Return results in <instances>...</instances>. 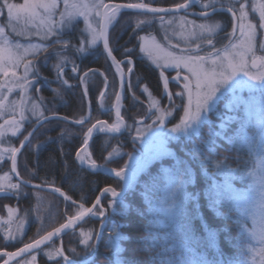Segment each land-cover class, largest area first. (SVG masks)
I'll return each instance as SVG.
<instances>
[{
  "label": "snow or ice",
  "instance_id": "1",
  "mask_svg": "<svg viewBox=\"0 0 264 264\" xmlns=\"http://www.w3.org/2000/svg\"><path fill=\"white\" fill-rule=\"evenodd\" d=\"M64 11L59 13V20H55L57 9L60 7L59 0H24L23 3L17 4L10 2V0H2L0 2V16H5L7 22L0 24V73L4 77L11 75L13 80H4L0 83V118L3 123L0 124V140H4L10 132L12 136H16L23 128V121L28 120L26 112H30L32 116L36 117L38 124L50 117L46 116L44 110L41 108L43 97L33 98L28 95L29 89L34 86L35 79L40 78L39 68L33 62L38 59V52H47L48 48L35 43L22 44L14 41L7 29L11 30L16 36L30 37L38 35L41 39L48 40L51 37H56L52 41V46L60 45L62 48H67L69 40L63 38L62 33L70 29L74 21L79 16H83L86 28L84 31L90 35V40L86 41L92 47H95L98 42L102 40L103 48L113 60L116 69L121 73L120 87L124 86V73L120 69V62L112 55V49L109 47L108 29L117 18L120 16L121 10L132 9L141 14H153L151 17L137 18L135 26L141 28L144 25H151L153 20H159L161 26L165 23L173 25L177 22V27L180 29L178 35L185 41L187 47L180 50L179 53L167 51L164 56L158 53L164 51L163 47L156 41L154 36H144L140 39L143 41L141 51L146 52L153 59V63L157 68L161 69V77L163 79V88L168 97L169 103L173 105L170 108L161 107L160 101L156 99L147 89L144 91L148 93L150 103L148 105V112L151 113L148 118L152 120V124L157 126V129L164 126L168 117L173 115L174 108H181L183 115L174 127L168 130L170 134H175L171 137L179 139L181 137L191 139L193 136H199L201 126L205 123L211 125L213 123L211 117L208 115L213 112L220 100L228 94H232V99L229 101L227 107L230 109L239 110L241 105L244 106L245 119L241 120L239 117H229L226 123L220 125L221 132L209 131V142L205 145L208 155H204L198 148L194 149V154L202 160L207 162L212 160L213 166L220 170L227 168L225 163L227 157L221 160H213L215 156L214 137L224 136L228 131V124L233 121L240 122V128L235 133L227 137L230 145L239 149H246L249 156L253 159V166L245 169L239 177L244 183L245 187L242 189H234L230 184L227 185L228 190L232 193V200L235 207L239 212L238 223L240 225L241 234H247L259 246L244 245L247 252L251 253L247 264H256V256L260 257V264H264V3L249 4L246 0H236L235 3L229 0L225 5L222 0H184L183 3L176 4L172 8L154 7L151 0H130L128 3L123 4H110L105 3L104 0H91V3H74L70 0H63ZM238 4V6H237ZM190 5H199L203 10L199 13L202 17H209L211 12L227 11L231 13L232 18L237 23L233 26L231 32H226L228 42L223 44L222 47H216L215 37L217 33L225 29V26L220 21L205 22L197 24L195 21H189L186 15H172L166 20L165 13H177L180 10L189 9ZM249 8L254 13H258L259 22L253 23L249 20ZM6 9V12H5ZM99 17L96 22L97 27H93L92 14ZM187 25H191V29H186ZM31 29H35L32 32ZM174 34H177L174 32ZM258 36L260 37L258 44ZM198 40L193 48L190 41ZM208 46L205 50L201 45ZM175 48L180 46L173 45ZM75 50L79 53L88 51L84 43L76 47ZM126 51H131L127 49ZM157 53L153 56V53ZM59 56L60 54L57 53ZM31 56L32 59H27ZM67 57H60L59 63L54 65L56 70V78L62 85L71 87L68 80L63 79L64 63ZM23 66L24 74L18 77L15 69ZM164 69H173L176 75L172 78L178 83H182V90L175 93L176 96L183 100L187 98L186 105H176L172 99L173 94L168 90L169 79L164 75ZM252 69H258L253 71ZM78 66L73 65L72 71L76 72ZM95 71V70H91ZM132 69H128L131 73ZM187 73V74H185ZM88 72H84V77L88 76ZM30 75H34L35 79H29ZM246 78V79H245ZM46 79V78H45ZM107 78H105V88H107ZM252 81L254 83H249ZM130 87V82H129ZM7 88L8 92L5 94L2 89ZM19 88L23 95L17 100L9 101L7 95H11L14 89ZM247 88L253 95L248 100L236 96L237 89ZM36 91H39L37 88ZM57 96L63 99L60 89L53 90ZM85 94L87 89L85 88ZM104 95L100 94V99L103 101ZM32 103L29 105L28 101ZM115 110H116V123L108 124L106 121L97 120L92 123L89 120L90 126L87 127L85 132L84 147L77 152L76 157L80 163L87 164L91 169H96L97 163L91 158V153H86L88 147L87 141L91 139L94 131L119 133L125 127L123 118L121 117V96L115 95ZM154 110V111H153ZM18 116V119H17ZM11 117V118H9ZM63 119H67L64 117ZM89 117H81L72 122L79 125H84L85 120ZM254 120V122H253ZM138 124H143V119L137 121ZM147 130H151L152 126H146ZM251 129V130H249ZM137 137L139 138L145 129L137 127ZM28 132L23 137L20 148L24 147V142H29V138L33 132ZM154 135H164L163 133H154ZM19 148L12 147L3 149V152L10 153L9 159L11 160V171L16 172V154ZM86 153V155H81ZM119 148H114L113 152L109 154V158L119 155ZM170 155H174L169 153ZM149 157L144 161V166L151 161ZM3 160V155L0 154V162ZM179 161H177V165ZM126 167V166H125ZM115 175L125 179V190L131 187L137 178V170H133L131 174L125 178L124 169L116 171ZM232 169L231 172H236ZM19 175V173H16ZM168 186L164 189V194L158 200H152L147 193H144L146 202L149 205L148 215L150 216L149 224L146 226L147 235L142 239V243L147 249H154L155 255L150 257L151 264H213L209 261L204 254H198L195 247L192 245L197 243L195 237L191 235L190 227L187 223L183 222L186 217L184 204L190 198L184 191L187 183L191 180L185 181L180 175L174 172H169ZM230 180L231 176H226ZM0 180L7 181V183H0V193L4 195H19L20 184L12 183L11 178L7 175L0 178ZM28 184L29 181H23ZM40 188V185H35ZM55 192H59L65 199L67 197L59 188H54ZM105 192H111L113 197L120 196V193L115 189L106 188ZM37 199L41 198L39 195ZM222 201L217 200L219 204ZM75 203V201H73ZM113 204L117 203L116 200L112 201ZM123 204V199L119 201ZM99 199L96 200L92 208H84V205L79 206V210L74 216H69L67 223L61 224L54 232H48L47 235L40 236L34 242L25 244L18 253H0V255H8L9 259L13 256L20 255L25 252H32L33 249L40 248L41 244L49 241L53 235L59 234L64 229L74 227L78 221H81L86 215L93 217L104 216L102 206ZM96 209V211H94ZM13 209H9L10 219L13 214ZM219 215V213H218ZM248 221H251V227ZM23 220L20 222L21 231ZM103 222L101 227H103ZM22 234V232H21ZM80 235L82 243L85 246L91 247L89 241L98 240L99 236H93V230L84 231L81 229ZM119 235V233H117ZM15 239V236H12ZM119 251V248L117 249ZM75 253V249L71 250ZM50 259L59 256L62 257L63 264H75L64 255L62 248H55L46 251ZM36 259L35 254L32 255L31 260L34 262ZM5 264H8L5 261ZM27 264V261L22 262ZM219 264V262H216Z\"/></svg>",
  "mask_w": 264,
  "mask_h": 264
},
{
  "label": "trees",
  "instance_id": "2",
  "mask_svg": "<svg viewBox=\"0 0 264 264\" xmlns=\"http://www.w3.org/2000/svg\"><path fill=\"white\" fill-rule=\"evenodd\" d=\"M106 1L115 3L130 2V0ZM145 2H149V0H145ZM151 2L154 7L171 8L176 4L183 3L184 0H151ZM222 3L227 5V0H222ZM151 16L136 12H123L111 31L112 46L115 44V48H117L124 43L123 39L119 41L123 34L129 37L126 41V43L129 42V47L136 46L138 44L137 39L142 35H158L157 20H153L151 25H144L141 28L135 26L137 18L143 19ZM165 17L168 18L169 16ZM213 19H218L225 26L224 30L217 33L214 41L216 47H222L223 44L228 42L226 32H231L234 20L230 14H220ZM126 30L128 31L126 32ZM81 33V26L78 25L72 27L69 31H64L62 35L69 40V43H72L71 41L76 43V39L81 38ZM205 47L207 49L208 46ZM57 48L59 56L56 52H54V56L48 52L45 58V55L39 58L41 62L39 71L45 85L42 91V105L45 115L50 118L39 126L30 138V143L27 142L20 153L18 171L21 181L14 179L15 183H19L21 186L20 194H0V215L5 216L7 208H16L21 214L26 215L29 220V227L24 237L18 241L8 240L5 233L0 231V252H12L29 242H33L40 236L46 235L64 224L69 216H74L81 204L84 207L91 208L106 188L113 187L121 191L123 187L121 179H114L106 174L83 168L78 164L76 154L84 146L85 132L88 125H79L72 122L75 119L87 117L90 112V105L93 113L92 122L97 117L95 114L100 113L97 101L104 87L102 81L106 77L116 87V75L113 72L111 63L100 48L95 51L93 57L84 58L82 65L85 70L97 69L99 71V74L92 75L93 83L97 87L88 89L87 94H85L80 85V77L83 72H80L79 76L72 75L74 78L70 79L71 87L69 88L62 86L56 78L54 65L59 63L60 57H67L66 61L70 63L74 60L72 55L69 56L70 52L63 55L61 47L57 45ZM134 54L137 57L134 56L132 63L135 70V75L132 78V89L133 86L136 87L132 91L133 95L128 94V100L123 109L130 130L127 139L122 140L117 137L106 140L107 137L102 134L93 145V158L95 161L116 171L126 166L130 156L129 152L136 150L135 142L132 140L136 134L134 133L135 129L139 125L137 121L148 113L146 112L148 106L139 102V100L146 101L142 89L147 87L148 91L160 100H162L164 93L161 83L162 77L158 70L149 62L140 60L138 52H134ZM114 56L122 64L118 53H115ZM47 58H50L48 63L44 62ZM172 74L174 72L169 75ZM54 89H60L63 96L62 100L55 94ZM243 94L250 97L252 93L244 92ZM255 94L259 95L258 93ZM227 100L228 97L221 101L217 112L212 113L218 121L226 115L224 104ZM182 114V109L178 108L179 120ZM242 116L243 112L240 109L238 117L241 118ZM64 117H67V119H63ZM36 125L37 122L34 123L33 128ZM209 126L208 124L204 126L199 136H194L191 139L181 138L171 145L173 147L176 145L175 156L156 162L143 172L122 198L123 204L119 203L120 200L118 201L109 195L105 196L97 207V209H100L102 206L104 216L91 217L75 231H69L59 236L50 245L37 253L39 255L38 264H54L56 262L51 263L50 259L45 256V252L53 246L58 249L62 248L64 255L74 261L75 264H83V262L87 264H151L150 257L155 255L156 250L147 249L141 242L147 235L146 226L149 224L150 219L148 215L149 205L145 200L144 193H147L152 200H158L163 196L164 189L168 186L167 176L170 171L177 173L182 179L188 181V163L192 167L195 182L193 184L187 183L184 189L190 198L184 204L186 217L183 222L189 225L191 235L197 241L192 246L195 247L198 254H204L213 264H216V262H219V264H238L244 255V245L246 244V237L241 234L238 223L239 212L232 200L225 197L227 192H222L223 197L217 194V188L213 186V182L214 180L222 181L221 175L225 173L242 175L245 169L249 168V164L252 163L253 159L246 150L241 149L240 151L237 147L230 145L227 138L216 136L214 137L215 144L212 145L216 151L213 160H221L227 157L225 163L228 167L217 170L213 166L212 160L202 162L193 150L198 148L204 155L209 154L205 147L210 140L208 132L210 130L215 131L212 128L213 126L208 129ZM23 137L10 138L8 142L10 145L19 148ZM120 140L125 145H120ZM114 148L121 149L123 154L109 159V154L113 152ZM177 161H179L178 165ZM10 162L9 160L5 161L4 165L0 166V172L9 171ZM232 169L237 171L233 173L231 172ZM168 170L169 172H167ZM23 181L40 185L44 189L33 188L24 184ZM236 182L241 186L244 185L239 181ZM236 182H233V184H236ZM45 188H59L71 199L62 198L51 191L45 190ZM38 195H41L43 199L38 200ZM113 200H116L117 203L112 209ZM217 200L222 202L217 204ZM102 222H106V228L103 231L100 247L98 245L84 246L80 230L86 225H92L94 230L99 232ZM43 232L44 234H42ZM209 232L214 237V245H210L207 241ZM117 233H119L121 249L118 252H113L111 245L109 246L108 243ZM72 249H75V253L71 251ZM3 260L1 259V261ZM60 262H62V257L57 263Z\"/></svg>",
  "mask_w": 264,
  "mask_h": 264
},
{
  "label": "rangeland",
  "instance_id": "3",
  "mask_svg": "<svg viewBox=\"0 0 264 264\" xmlns=\"http://www.w3.org/2000/svg\"><path fill=\"white\" fill-rule=\"evenodd\" d=\"M0 2H2V0H0ZM10 2H14V3H17V4H21V3L24 2V0H10ZM70 2H74V3L81 4V3H91V0H70ZM104 2L105 3H111V2H107L106 0H104ZM232 2L235 3L236 0H232ZM246 2L251 5L253 3H264V0H246ZM59 3H60V7L57 9V15L54 18L57 21L59 20V13L64 11L63 0H59ZM228 3H229V0H227V4ZM237 6H238V4H237ZM5 12H6V9H5ZM129 12H131V11H129ZM122 13L123 12L120 13V16L117 18V21L120 19ZM180 15H183V14H178L177 16H180ZM186 18L189 21H195L197 24L202 23L201 21L195 20V19H193L191 17H188L187 15H186ZM248 18L253 23H257L258 24V22H259V15H258V13L252 12L251 11V8H249V17ZM91 19H92V22H93V27H97V23L96 22L99 20V17H96L94 15V13H93ZM206 20L211 21V22L219 21L218 19H212V18H209V19H206ZM206 20H203V22H205ZM6 22H7L6 15L5 16H0V24H5ZM116 22H114V24ZM114 24L111 25L109 27V29H108V33L110 32L109 33L110 39H111V31H112V28H113ZM78 25L81 26V31H82L81 36H80L81 37L80 38L81 39L80 40V44L81 43H84L85 44V47L88 49V51L84 52L83 54H85V53H87V52H89L91 50H97L99 48V46L101 45V41L98 42V44L95 47H92L90 44H88L86 42V41L90 40L91 37H90V35H89L88 32L84 31V29L86 28V24L84 22L83 16L77 17V19L74 21L72 27H75V26L77 27ZM72 27L70 29L65 30V31L71 30ZM191 27H192L191 25H187L186 26V29H191ZM7 31L9 33L10 37L14 41H17V42L22 43V44L35 43V44H40V45H43V46L47 47L48 48V51L47 52H38L37 53V55H38L39 58L42 55L43 56L45 55L44 56V58H45L46 57V54L48 52L51 53L53 56H54V52L58 53L57 52V49H58L57 48V45L55 47L52 46V41L54 39H56V37H51L48 40H44V39H41V37L38 36V35H32L30 37L16 36L14 33H11V30L10 29H7ZM31 31L32 32H35V29H31ZM179 31H180V29L177 27V22H174L173 25H168L167 23H165L163 25V27L161 26V22H159V35L158 36L154 35V37L156 38V41L164 49V51L158 53L160 56H164L167 51H172V52L179 53L181 49L187 47V45L185 44V41L178 35ZM259 31H264V30L258 29V32ZM174 32L177 33V34H174ZM144 36H152V35H148V34L142 35V37H144ZM259 40H260V37L258 36V44H259ZM197 42H199V41L198 40H192V41H190V43H191V45H192L193 48L195 47V44ZM177 44L180 46L179 48L173 47V45H177ZM142 45H143V41L141 40V47H142ZM142 55L147 60H149L151 62V64H153L156 67V65L153 63L152 57H150L146 52H143V51H142ZM156 55H157V53L154 52L153 53V56H156ZM39 58L38 59H35L33 61L37 65L38 68H39L40 63H41L40 60H39ZM27 59H32V57L29 56V57H27ZM49 59L48 58L45 59L44 62L48 63L49 62ZM111 62L113 64L114 71L116 72L115 73L116 74V79L119 80V81H121V74H120V72L117 71L114 62L113 61H111ZM164 70L174 71L175 72V70H173V69H164ZM252 70L253 71H257L258 69H252ZM15 71H16L18 77H22L23 74H24V68H23V66L15 69ZM185 74H187V73H185ZM29 79H34V75H30L29 76ZM4 80H13V77L11 75H9L8 77H4L3 74L0 73V83H2ZM249 83H254V82L249 81ZM131 84H133V79L131 80ZM135 87L136 86H133V90H134ZM36 88L37 87L34 84V86L31 87L29 89V92H28V95L31 96V97H33L34 99L35 98H38L37 93H36ZM2 91L5 94H7L8 89L7 88H4V89H2ZM244 92L252 93L247 88H243V89H239L238 88L236 90L235 95L236 96H239V97H242L244 100H248L251 96L257 95L255 93H252L250 95V97H246L243 94ZM21 95H23V93L21 92V90L19 88H16V89L13 90V92L11 93V95H7V99L9 101L17 100V99L20 98ZM39 97H42V93H39ZM226 97H228V100L224 104V107L226 108V115L223 117V119H221L220 121H218L217 119H215L216 116L215 115L213 116L212 113L217 112V108H218L220 102L223 101ZM231 99H232V94L226 95L225 97H223L220 100V102L217 105V108L213 112H210L208 114L211 117L212 121H213V123L210 126H213L212 127L213 130H215L214 132H221L222 130L220 128V125L222 123H226V121H227V119L229 117H233V116L238 117V111L240 109H242V112H243V116L240 119L243 120V119L246 118L245 117V112H244V106L243 105H241V107H240L239 110L230 109L229 107H227V105H228V103H229V101ZM159 101H160V99H159ZM28 103L30 105L32 103V101L29 100ZM149 103H150V100H149ZM186 104H187V98H186ZM160 105H161V107H163V105H162L161 102H160ZM41 108L43 109V105L42 104H41ZM123 109H124V107H123V104H122L121 107H120V111L123 112ZM146 112H148V111L146 110ZM115 114H116V111H115ZM146 114H144V116L141 117V119H144V117L146 116ZM25 115L28 116V120L22 122L23 123V128L21 129V132L18 133L16 136H12L11 133L9 132L7 134V136L4 138V140H0V154L3 155V160H2V162H0V166L4 165V162L7 161V160L11 161L8 158L9 155H10V153L3 152V149L8 148L10 146V144L8 142L9 139L10 138H16V137H21V136H24L25 134H27L28 132H32L33 125H34L35 122H37L36 121V117L32 116L30 112H26ZM9 118H11V117H9ZM17 119H18V116H17ZM178 122L179 121H177L176 123H178ZM253 122H254V120H253ZM2 123H3V119L0 118V124H2ZM114 123H116V117L114 118ZM206 125H207V123L203 124L201 126V129L204 126H206ZM36 126L34 127L35 129H36ZM146 126H148V125H146V124H139L137 126V127H140V128L145 129V131L142 133V135L139 138L137 137V132L136 131L134 132L136 134L134 135V138H133L132 141L135 142V145H136V148L137 149L134 150V151H132V152H129L130 153L129 159H128L127 163H126V167L123 168V169L128 168V169H130L132 171L133 170H137L138 174H137L136 180L138 179V177L143 172H145L149 167H151L156 162H160V161L164 160L165 158L174 157L175 154H176V150H175V146L176 145L174 147L171 146V145H173L176 142H178L181 138H185V137H181L179 139H173V138H171V137L175 136V134H170L168 132V130L171 129L172 127H174L175 125H172V127L166 129L163 132L164 135H154V133H157V131H158V133H160V131H159L160 128L157 129V126L154 127L153 124H152L151 125L152 126L151 130H147V127ZM210 126L208 127V129L210 128ZM239 128H240V122L239 121H233V122H231L230 124H228V131L226 133H224V136L223 137L224 138H227V136L235 135V133L239 130ZM249 130H251V129H249ZM218 137H221V136H218ZM185 139H189V138H185ZM22 141H23V139L21 140V142ZM21 142H20V144H21ZM26 143L27 142H24V146H25ZM11 146L12 147H15L13 145H11ZM19 149H20L19 152L16 154V172H12L11 171V162H10V165H9V171L0 172V178H3V177H5V175H7V176H9L11 178V182L12 183H15L14 179H17V180L21 181L20 178H19V175L16 174L17 172L19 173V171H18V169H19V157H20V153H21V151H22L23 148H20V145H19ZM119 150H120V154L119 155H116V156H113L112 158L118 157V156H120V155L123 154V151H121V149H119ZM239 150L241 151V149H239ZM244 150H246V149H244ZM169 153H172L174 155H170ZM81 155H86V153H81ZM149 157H152V159H151V161L145 167L144 166V161L146 159H148ZM252 166H253V160H252V163L249 164V168L252 167ZM167 172H169V170ZM187 172H188L187 173L188 174V180H191L192 182H190V183L193 184L195 182V179L193 178L192 167H191V165L189 163H188V166H187ZM228 172H230V171H228ZM229 175L230 174H227V173H225L224 175H221L222 181H219L218 182L217 180H214L213 186L215 188H217V191L216 192H217L218 195H220L221 197H223V193L222 192H224V193L227 192L226 193L227 196H225V197H228L229 199L232 200V193L228 190L227 185L230 184L231 187L234 188V189H242L243 187H245V185H242L241 186L240 184H237V182H236V181H239L240 183H243L241 181V179L239 178L241 176V174H236L237 176L236 175H230L231 176V179L228 180V179H226V176H229ZM128 176H129V174H126L125 178H127ZM120 179L122 181V186L124 187V185H125V179H122V178H120ZM233 182H236L237 185L236 184H233ZM0 183H7V181L0 180ZM27 185L28 186L31 185V187L36 188L35 187V184H29L28 183ZM123 187H122V189H123ZM40 188L41 189H44L42 187H40ZM45 190L51 191L52 193L57 194L58 196H60L62 198H65V196H62L59 192H55L54 189H52V188H48V189H45ZM0 194H3V193H0ZM109 196L112 197L111 195H109ZM39 197L41 198L40 200L43 199V197L41 195ZM119 200H121V199H119ZM232 202H233V200H232ZM114 205L115 204H112L111 205V208L112 209L114 208ZM84 208H87V207H84ZM9 209H13L14 210L13 211V214L11 216V219H10ZM78 210H79V208L77 209V211ZM94 218H96V217H94ZM22 220H23L22 229H21V231H18V229L20 228V222ZM248 223H249V226L251 227V221H248ZM28 227H29V220L27 219L26 215L25 214H21L16 208H7V214L5 216H1L0 215V231L4 232L5 235L8 238H10V239H12V236H15V239H12L14 241L21 240L24 237V234L27 231ZM82 229L84 231L93 230V236L94 237H96L97 235L99 236V234H100V231L99 232L98 231H95L94 228L92 227V225H89V226L86 225ZM21 232H22V234H21ZM80 232H81V230H80ZM42 234H44V232ZM209 234H208L207 241L209 242L210 245H214V237L211 235L212 234L211 232H209ZM244 235L246 237V244L252 245L254 247H258L259 246L246 233ZM102 239H103V236H102V238H101L100 241H99V239L98 240H95L94 239L92 241H89V244L96 246L99 243L98 246L100 247V245L102 243ZM108 244H109V246L111 245L110 247L113 250V252H118V250H117L118 248H119V251H120L121 247L119 245V235L116 234L115 237L111 238L110 239V242ZM251 255L252 254L249 253V252H247L246 249H245L244 255H243L242 259L240 260V262L238 264H247V261L251 257ZM35 256H36V259H35L34 262L31 260V257H32V255H31V256H29V257H27V258L19 261L17 264H22V262H25V261H27V264H38L39 255L36 253ZM45 256H47V255H45ZM2 257L4 258V256H2ZM3 258L0 257V261H1V259L3 260ZM59 260H61V257H59V256L55 257L54 259H50L51 263L56 261L54 264H56ZM84 263L85 262H83V264ZM57 264H63V261L60 262V263H57ZM85 264H87V263H85ZM256 264H260V257L259 256H256Z\"/></svg>",
  "mask_w": 264,
  "mask_h": 264
},
{
  "label": "flooded vegetation",
  "instance_id": "4",
  "mask_svg": "<svg viewBox=\"0 0 264 264\" xmlns=\"http://www.w3.org/2000/svg\"><path fill=\"white\" fill-rule=\"evenodd\" d=\"M226 4V3H224ZM191 11H197V12H201L203 11L199 5H196L194 8H192ZM183 15H187L188 17H191L188 12H184V13H181ZM220 14H230V13H227V12H220L218 14H215L214 16H212L213 18H215L216 16L220 15ZM178 15V14H176ZM231 15V14H230ZM167 16H171V15H167ZM168 17V18H169ZM212 17H209V18H212ZM193 18V17H191ZM209 18H206V19H209ZM212 18V19H213ZM167 19V18H166ZM195 20H198V21H201L203 22V20H206V19H197V18H193ZM159 20H157V24H158V30H159ZM115 25V24H114ZM130 30V29H128ZM126 30V32L128 31ZM110 33V32H109ZM158 35H159V31H158ZM156 35V36H158ZM142 37V36H141ZM141 37H139L137 39L138 41V44L136 46H131L129 47V42L126 43V41L129 39V37L125 34L122 35V37L119 38V41H122L121 39L124 40V43L120 44L117 48H115V44L112 46L113 44V38L109 37V34H108V40H109V45H110V48L112 49V53L113 55L115 53H118V55L121 57V60H122V64L121 65V68L122 70L124 71L125 73V76H126V87H125V90H124V93L122 94L121 96V105L123 104V107L126 103V101L128 100V94H131L133 95V89H132V84H131V80L133 78V76L135 75V70H134V67H133V60H134V56L137 57L134 52H138L139 56L138 58L140 60H145L147 62H149L151 64V62L149 60H147L143 55H142V51H141ZM80 40L81 39H76V43H74L73 41H71L72 43H69L68 47L65 49V48H62L61 46V53H63V55H66L67 52H70L69 56L72 55L73 56V62L70 63V62H67L65 61L64 63V73H63V79H66L68 80L69 84H70V79L73 77L72 75L75 74L76 76H79V73L80 72H88V76L87 77H84V75L82 74L81 77H80V85L82 86V89L83 91L85 92V88L88 90L90 89H95L97 87L96 84L93 83V77L92 75L93 74H99V71L97 69H91V70H95V71H91V70H85V68L83 67L82 63L84 61V58L90 56V57H93L94 54H95V51L97 50H91L85 54L83 53H79L75 50L76 47H78V44L80 46ZM101 46V45H100ZM99 48L101 50H103L102 46ZM202 48L206 49L205 45H201ZM127 49H131V51H126ZM103 53L105 54V56L108 58V60L110 61L111 63V67L113 69V72L116 73L114 71V68H113V64H112V60L106 55V53L104 52L103 50ZM115 57V56H114ZM116 58V57H115ZM118 61V60H117ZM128 61H130L128 63ZM73 65H76L78 66V70L76 72H73L72 71V67ZM152 66H154L153 64H151ZM131 66V67H130ZM155 67V66H154ZM131 68L132 71L131 73H128V69ZM156 68V67H155ZM158 72L160 73L161 75V69H158ZM134 70V72H133ZM174 71H167V70H164V75L168 77L169 79V85H168V90L172 92L173 94V97L172 99L175 101V104L176 105H181V104H185L186 105V97L183 98V100H181L180 97L176 96L175 93L177 92H180L182 90V83H178L176 81H174L172 78L176 75V71L174 72V74L172 75H169L170 73H172ZM40 73V71H39ZM116 75V74H115ZM105 77V76H104ZM74 78V77H73ZM106 78V77H105ZM119 78V77H118ZM35 79V77H34ZM104 83V87L101 91V93H103L104 95V98H103V101H101L100 99V94H99V99L97 101V104L100 108V113L97 112V115L95 114V119L93 120L92 122V117H93V113H92V110H91V105H90V112L88 113L87 117H89L88 120H85V124H87L88 126H90V123H89V120L92 122V123H95L97 120H102V121H106L110 124H113L114 123V118H115V111L113 110L114 108V104H115V95H117L119 93V89H120V83L121 81L117 80L116 79V87H114L111 83H110V80H106L107 82V88H105V80L102 81ZM129 82H130V87H129ZM161 83L163 85V79L161 80ZM35 85L36 87L39 89V91H36L37 93V96L39 97V93H42L43 89H44V80L43 78L41 77V74H40V78L39 79H35ZM71 85V84H70ZM62 86H65V87H68L67 85H62ZM36 88V89H37ZM69 88V87H68ZM163 98L162 100H160V102L162 103L163 107L164 108H170V107H173L172 104L169 103V100H168V97L165 93V90L163 88ZM142 93H143V96L144 98H146V101H142V100H139V102L141 104H144L145 106H148L149 105V97H148V93H146L144 91V88L142 90ZM159 100V99H158ZM90 104V103H89ZM110 104V105H109ZM123 117H124V112H121ZM151 113H147L146 116L144 117L143 119V124H146V125H152V120L150 118H148V116H150ZM124 120H125V124H126V128L121 131L120 134L118 135H108L107 132H99L97 131V133L95 134V136L93 137L92 141H91V145H90V153H91V156L93 157V145L95 143V141L98 139V137L102 134H105V138L106 140L110 139V138H121L122 140H126L127 139V136L130 132L129 130V126L127 125V122H126V119L124 117ZM47 120L43 121L42 123L38 124L37 123V126H36V130L39 128L40 125H42L43 123H45ZM179 121L178 119V108H174V111H173V115L171 117H168L167 120L165 121L164 123V126L162 128L159 129L160 133H163L166 129L172 127V125H175L176 122ZM154 127H156V125H153ZM35 132V131H34ZM33 132V134H34ZM158 132V131H157ZM32 134V135H33ZM32 137V136H31ZM30 137V138H31ZM29 138V140H30ZM122 140L119 141V144L120 145H125ZM84 147V146H83ZM135 149H137L135 147ZM94 159V158H93ZM95 160V159H94ZM8 240H12V239H9L7 238ZM3 252H8V251H1L0 253H3ZM4 255H0V257H2ZM5 259V256L4 258ZM2 262V261H1Z\"/></svg>",
  "mask_w": 264,
  "mask_h": 264
},
{
  "label": "water",
  "instance_id": "5",
  "mask_svg": "<svg viewBox=\"0 0 264 264\" xmlns=\"http://www.w3.org/2000/svg\"><path fill=\"white\" fill-rule=\"evenodd\" d=\"M110 4H123V3H115V2H111ZM196 5H190L189 6V9H187V10H180L179 12H177V13H165V14H160V15H165V16H167V15H176V14H181V13H184V12H188V14L191 16V17H193V18H197V19H206V17H202V16H200L199 15V13L200 12H195V11H191L192 10V8H194ZM172 8V7H171ZM126 11H131V12H136V13H139V12H137L136 10H132V9H123V10H121V12H126ZM220 12H227V11H216V12H211V10H209V13H210V15H209V17H212V16H214L215 14H218V13H220ZM227 13H229V12H227ZM141 14V13H140ZM231 14V13H230ZM147 15H153V14H150V13H148ZM209 17H207V18H209ZM237 22L236 21H234V25L236 24ZM109 34V33H108ZM101 46H102V48H103V42H102V40H101ZM109 47H110V45H109ZM103 50H104V52L106 53V55L108 56V54H107V51L103 48ZM112 55H113V53H112ZM114 56V55H113ZM109 57V56H108ZM110 59H111V57H109ZM112 60V59H111ZM113 61V60H112ZM116 61H117V59H116ZM120 69L122 70V68H121V65H120ZM122 72L124 73V71L122 70ZM121 74V73H120ZM123 79H124V86H123V88H121L120 87V89H119V95L120 96H122V94L124 93V90H125V87H126V76H125V73H124V77H123ZM116 103V102H115ZM115 105V104H114ZM113 110L114 111H116L115 110V107L113 108ZM120 113H121V111H120ZM115 117H116V114H115ZM121 117L123 118V121H124V124H125V120H124V117H123V115H122V113H121ZM117 119V118H116ZM108 123V122H107ZM108 124H110V123H108ZM126 128V124H125V127L124 128H122L121 129V131H123L124 129ZM97 133V131H94L93 132V135H92V137H91V139H89L88 141H87V144H88V147H87V149H86V153H90V145H91V141H92V139H93V137L95 136V134ZM121 132H119V133H107L108 135H118V134H120ZM91 158L93 159V157L91 156ZM77 161H78V164L81 166V167H83V168H86V169H90V170H93V171H96V172H99V173H103V174H106V175H108V176H110V177H112V178H114V179H120L121 177H118V176H116L115 175V172L114 171H112V169H110V168H108V167H106V166H103V165H100V164H98L97 162V168L96 169H91L87 164H81L80 163V161L77 159ZM119 171V170H118ZM131 172H132V170H130V169H128V168H125L124 169V176H126V174H131ZM31 186V185H30ZM125 186V185H124ZM110 189H114L113 187H109ZM130 188V187H129ZM129 188L127 189V190H125V187H123V189L121 190V191H117L116 189H115V191L116 192H118V193H120V196H117V197H113L112 196V193L111 192H105V191H103L101 194H100V196H99V201L101 202V200L105 197V196H107V195H111L112 196V198H114V199H116V200H119V199H121V198H123L126 194H127V192H128V190H129ZM45 189H47V188H45ZM98 207V206H97ZM92 208V207H91ZM94 211H96V209H94ZM92 216L89 214V215H86L81 221H78L76 224H75V226L74 227H71V228H68V229H64L63 231H61L59 234H57V235H53L52 237H51V239L49 240V241H46V242H44L43 244H41V246H40V248H37V249H33L32 250V252H25V253H22V254H20V255H17V256H13L11 259H9V256L8 255H4L5 256V259L2 261V262H0V264H5V261H7L8 262V264H16L17 262H19V261H21V260H23V259H25V258H27V257H29V256H31V255H33V254H36V253H38V252H40L41 250H43L44 248H46L48 245H50L53 241H55L59 236H61V235H63L64 233H66V232H69V231H75L76 229H78L87 219H89V218H91ZM65 223H67V222H65ZM104 224V226L103 227H100V234H99V241L101 240V238H102V236H103V231L105 230V228H106V222H104L103 223ZM60 227V226H59ZM58 228V227H57ZM56 229V228H55ZM55 229L54 230H52V231H50V232H54L55 231ZM47 235V234H46ZM34 242V241H33ZM97 245H99V243L97 244ZM24 247V246H23ZM23 247H21V248H23ZM21 248H19V249H16V250H14V251H12V252H3V253H18L19 251H20V249Z\"/></svg>",
  "mask_w": 264,
  "mask_h": 264
}]
</instances>
